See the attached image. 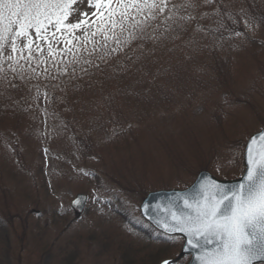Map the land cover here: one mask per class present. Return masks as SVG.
Instances as JSON below:
<instances>
[{"label":"rangeland","instance_id":"rangeland-1","mask_svg":"<svg viewBox=\"0 0 264 264\" xmlns=\"http://www.w3.org/2000/svg\"><path fill=\"white\" fill-rule=\"evenodd\" d=\"M194 2L180 13L193 19L174 18L160 39L139 40L155 72L150 84L160 89L161 97H141L152 107L105 97L115 94L110 88L100 91L104 97L89 89L70 97L88 79L67 80L101 68L80 63L63 74L71 55L48 72L38 69V79L50 84L43 91L30 78L16 79L15 87V79L0 80V262L189 263L180 256L181 238L163 246L143 237V200L184 190L203 171L241 177L245 146L264 128V0ZM103 67L118 89L116 69ZM23 85L22 96H13ZM78 194L88 196L81 215L70 206Z\"/></svg>","mask_w":264,"mask_h":264},{"label":"snow or ice","instance_id":"snow-or-ice-1","mask_svg":"<svg viewBox=\"0 0 264 264\" xmlns=\"http://www.w3.org/2000/svg\"><path fill=\"white\" fill-rule=\"evenodd\" d=\"M194 6V0H0V80L38 78L42 65L48 72L71 55L60 68L68 74L72 65H92L86 57L104 60L133 41L158 40L171 30L169 21L193 19L180 13ZM161 25L164 31L154 35ZM244 157L240 179L209 178L190 194L176 193L183 209L170 202L156 221L186 237L198 264H264V132L250 139Z\"/></svg>","mask_w":264,"mask_h":264},{"label":"trees","instance_id":"trees-1","mask_svg":"<svg viewBox=\"0 0 264 264\" xmlns=\"http://www.w3.org/2000/svg\"><path fill=\"white\" fill-rule=\"evenodd\" d=\"M164 27H165V25H161L160 28L157 29V31L155 33L157 34L160 31L163 32ZM170 39L171 38L169 37V39L167 41H170ZM139 42H140L139 40L134 41V47L133 48H130L128 46L123 51H118V52L112 53L110 56L105 57L104 60L97 58L99 54H97V56L86 57V58L91 59L93 61L91 66L98 65V66H101V68H95V70L88 69L87 70V72H88L87 77H81L80 76V78L78 79L74 76L70 80H67L66 86L70 82H73V81H78V80L84 81V80L88 79V84L82 83L80 85V83L78 82V87H75V89H73L74 93L73 94L71 93L70 97H78L80 95V92H82V91L86 92V90H88V89L91 92V95H95L96 97H104L100 91L106 92L107 88H110V89H113L115 94H110V93L107 94L106 93L105 97H124L123 100H125V102L129 100V99H127V97H134V102L136 104L144 105L147 107H152V103H154V101H152L151 103H147L145 101H142L141 97H161L160 96V89L157 87V82H155L154 84H150L149 78L152 77L153 74H155V72H154V70L148 69L146 67V64H149V63H147V61H146V59H144V57H147L149 55H147L144 52L143 48L139 47ZM110 46L114 47L115 45H110ZM154 62L156 63L155 59H154ZM83 65H84V63H83ZM105 65H111V67L113 65L114 69H116L117 74L120 78V79L116 80L118 82V84H120L118 86V89H116L115 86L112 84V82L110 81V78H108V76H106L107 73H109V71H111V68L109 69V68L103 67ZM134 66L139 68L142 71V72H140V74H141L140 78L137 77L134 72H132L135 70L133 68ZM154 66H155V64H154ZM84 67L88 68L86 66H84ZM80 69H83V68H80ZM11 75L12 74L9 73V79H10ZM154 77L157 79L156 75ZM33 78H30L29 81L36 84V85H39L40 87H42L41 88L42 91L46 89V85H50V84H47L49 82H42L38 78L36 79V81H34ZM35 82H37V83H35ZM144 82H145V85H143ZM22 83H24V81ZM12 84L17 86L20 83L17 82L15 79V80H13ZM121 84H122V87H124V88H121ZM24 90L25 89H24V85H23L20 88L12 90L11 93L13 96L21 97L22 94H20L19 92H23ZM34 92H35V90H33L30 93V95H33V97H36ZM41 93H43V92H41ZM117 93H119V94L116 95ZM42 96H44V95L42 94ZM167 102H170V100H168ZM92 107H93V105H92ZM113 108H115V107H112V110H113ZM77 109L81 111L80 108H77ZM126 109L127 108H125V109L122 108L120 110H117L116 112L118 115L123 116V114H122L123 112L120 113V111L121 110L125 111ZM78 117L80 119L82 117V115L79 114ZM94 118L97 121L100 118V116L97 115V113H96V114H94ZM115 120H118V119L116 118ZM96 121H94V122H96ZM106 121L112 122V120L109 118L106 119ZM106 121H104V125H105ZM100 129H102V128H100ZM99 130H98V127H96V128L93 127V129L91 128V131H94V132H97ZM0 228H2V227H0ZM140 229H141V233L143 234V237L146 238L148 243L160 241L164 246L166 241L170 240L168 238L163 237L162 235H157L155 237V235H156L155 231L150 227H148V228L147 227L146 228L140 227ZM3 243H5V242H3ZM2 262H0V264H4V262L3 263Z\"/></svg>","mask_w":264,"mask_h":264},{"label":"water","instance_id":"water-1","mask_svg":"<svg viewBox=\"0 0 264 264\" xmlns=\"http://www.w3.org/2000/svg\"><path fill=\"white\" fill-rule=\"evenodd\" d=\"M262 132H264V129L260 133H262ZM258 134L259 133L255 134V135H258ZM255 135H253V136H255ZM250 139H249V141H250ZM249 141H248V143H249ZM244 153H245V151H244ZM243 166L246 167L245 157L243 160ZM209 178H214L217 182H220V183H231V182H234V181H237L238 179H240V178H238L235 180L224 181V180H220V179L214 177L212 174L204 171V172H201L198 175L196 181L189 188H187L185 190L159 191V192H154V193L149 194L146 197V199L144 200L143 204L141 205V209H140L143 218L154 229H156L159 233L166 235V236H169V237H180L183 239L184 243L182 246L181 255L182 256H184V255L191 256V260L188 264H198V261L195 259V257L198 254L197 251L194 249H191L187 245L186 237H184V235L182 233H173V234L167 233L161 227H159L157 225L156 221H157V219H163L166 217V215H167L166 209H167V206L170 204V202L175 201L176 206L183 209V202L178 200L174 194H176V193H179L181 195L190 194L193 192V189L201 181H207ZM77 200H79V203H76ZM86 203H87V197L85 195H78L76 197V199L73 200L71 206L73 209H75L79 213H82L84 208H85ZM173 210H175V208Z\"/></svg>","mask_w":264,"mask_h":264}]
</instances>
